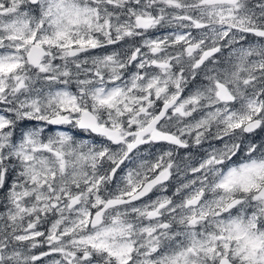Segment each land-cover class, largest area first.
Listing matches in <instances>:
<instances>
[{
	"label": "snow or ice",
	"instance_id": "obj_1",
	"mask_svg": "<svg viewBox=\"0 0 264 264\" xmlns=\"http://www.w3.org/2000/svg\"><path fill=\"white\" fill-rule=\"evenodd\" d=\"M0 264H264V0H0Z\"/></svg>",
	"mask_w": 264,
	"mask_h": 264
}]
</instances>
